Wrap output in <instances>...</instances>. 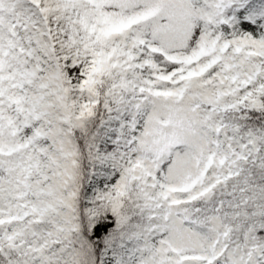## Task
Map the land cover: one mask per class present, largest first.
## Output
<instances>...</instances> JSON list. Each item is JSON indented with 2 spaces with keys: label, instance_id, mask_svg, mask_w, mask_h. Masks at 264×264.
Returning <instances> with one entry per match:
<instances>
[{
  "label": "snow or ice",
  "instance_id": "obj_1",
  "mask_svg": "<svg viewBox=\"0 0 264 264\" xmlns=\"http://www.w3.org/2000/svg\"><path fill=\"white\" fill-rule=\"evenodd\" d=\"M0 264H264V0H0Z\"/></svg>",
  "mask_w": 264,
  "mask_h": 264
}]
</instances>
